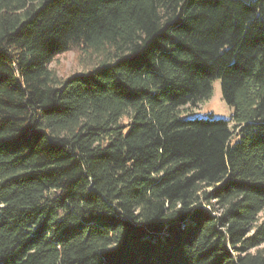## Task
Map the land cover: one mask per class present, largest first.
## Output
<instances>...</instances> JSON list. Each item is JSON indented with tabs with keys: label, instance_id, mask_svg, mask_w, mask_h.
<instances>
[{
	"label": "trees",
	"instance_id": "obj_1",
	"mask_svg": "<svg viewBox=\"0 0 264 264\" xmlns=\"http://www.w3.org/2000/svg\"><path fill=\"white\" fill-rule=\"evenodd\" d=\"M83 74L49 70L66 52ZM220 81L230 121L185 120ZM264 0H0V264H264Z\"/></svg>",
	"mask_w": 264,
	"mask_h": 264
},
{
	"label": "rangeland",
	"instance_id": "obj_2",
	"mask_svg": "<svg viewBox=\"0 0 264 264\" xmlns=\"http://www.w3.org/2000/svg\"><path fill=\"white\" fill-rule=\"evenodd\" d=\"M98 62L97 57L87 58L71 51L56 56L50 63L49 70L58 79L65 80L71 76L87 72L95 67ZM212 87L213 91L208 100L200 102L194 108L191 106L184 107L181 110L180 116L185 120L213 118L230 121L233 109L222 99L220 81H215ZM261 249H264V245L261 246Z\"/></svg>",
	"mask_w": 264,
	"mask_h": 264
}]
</instances>
